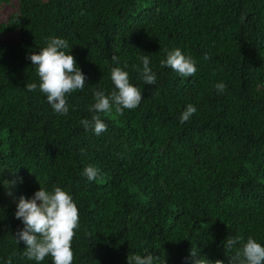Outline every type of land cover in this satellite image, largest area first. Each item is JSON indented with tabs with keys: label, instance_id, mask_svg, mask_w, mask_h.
<instances>
[{
	"label": "trees",
	"instance_id": "trees-1",
	"mask_svg": "<svg viewBox=\"0 0 264 264\" xmlns=\"http://www.w3.org/2000/svg\"><path fill=\"white\" fill-rule=\"evenodd\" d=\"M50 37L67 40L86 78L66 94L67 115L26 88L39 85L30 54ZM176 48L195 75L161 67ZM140 56L156 84H144ZM113 67L143 99L122 115L114 104L96 113L107 125L96 135L81 120H91L96 91L116 90ZM188 104L197 111L182 124ZM89 165L98 179L82 175ZM6 181H16L11 195ZM40 185L77 205L72 264H128L148 252L154 264H228V236L264 246V0H17L0 22V264H52L24 257L15 238L19 198Z\"/></svg>",
	"mask_w": 264,
	"mask_h": 264
},
{
	"label": "clouds",
	"instance_id": "clouds-1",
	"mask_svg": "<svg viewBox=\"0 0 264 264\" xmlns=\"http://www.w3.org/2000/svg\"><path fill=\"white\" fill-rule=\"evenodd\" d=\"M14 22L19 23L17 18ZM68 48L67 40L50 37L46 47L38 53H31L30 60L36 68L39 85L26 84L29 91H36L39 87L52 109L62 115L68 113L66 94L83 90L86 83L85 74L77 65L75 57L70 51H65ZM208 58L206 54L204 59ZM111 60L118 63L119 58L112 55ZM139 60L143 65L140 74L144 84H156V75L149 66L148 56H140ZM164 66L170 67L182 77L193 76L197 71L195 61L190 56L186 57L179 48L167 52L166 59L161 61V67ZM110 78L116 90L110 96L105 95L103 91H96L95 102L88 109L94 113L91 120H81L85 130L92 128L96 135L107 130V125L96 113L110 112L114 104L116 112L122 115L124 109H135L143 99L141 89L129 82L128 72L120 67H113ZM215 89L218 94L223 93L226 85L223 82L217 83ZM196 111L192 104H188L180 116V122L183 124L189 121ZM82 175L89 181L99 177L98 169L91 165L84 168ZM4 184L9 190L8 194L11 195V187L15 186L16 181H6ZM15 216L23 223V228L17 230L15 238L17 243L23 241L25 245L22 254L24 257L41 262L51 256L52 264H72L74 257L71 244L75 230L79 227V214L77 205L68 192L59 186L49 192L40 185L39 190L35 191L31 198L20 196ZM238 244L239 248L236 247ZM224 247L226 251L236 249L234 254L228 257V264H264V246L252 237L244 242L243 237L228 236L224 241ZM196 255L197 251L193 248L191 256L196 257ZM154 259L155 255L151 252L143 256L135 254L127 257L128 264H154ZM209 262L225 264L219 259ZM6 264H11V257ZM194 264H206V262L203 259H196Z\"/></svg>",
	"mask_w": 264,
	"mask_h": 264
},
{
	"label": "rangeland",
	"instance_id": "rangeland-1",
	"mask_svg": "<svg viewBox=\"0 0 264 264\" xmlns=\"http://www.w3.org/2000/svg\"><path fill=\"white\" fill-rule=\"evenodd\" d=\"M16 5L17 0H13L11 5H3V7L0 8V22L6 18L7 14L11 12L16 7Z\"/></svg>",
	"mask_w": 264,
	"mask_h": 264
}]
</instances>
